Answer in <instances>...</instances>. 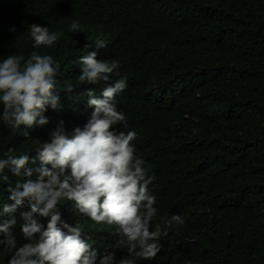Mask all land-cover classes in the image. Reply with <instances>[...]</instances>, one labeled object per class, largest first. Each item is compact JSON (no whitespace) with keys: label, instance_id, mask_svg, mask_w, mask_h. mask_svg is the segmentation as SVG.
<instances>
[{"label":"trees","instance_id":"1","mask_svg":"<svg viewBox=\"0 0 264 264\" xmlns=\"http://www.w3.org/2000/svg\"><path fill=\"white\" fill-rule=\"evenodd\" d=\"M32 24L63 35L34 48ZM101 40L107 47H98ZM33 51L58 63L54 94L62 107L43 113L44 126L13 131L0 121V158L9 148L35 157V141L48 142L61 120L71 138L94 110L88 92L102 98L123 78L127 87L114 103L127 127H116L136 133L135 155L156 197L150 230L166 233L156 257L136 264H264V0H0V60ZM91 52L119 68L108 81L81 85L79 59ZM39 165L30 159L26 167ZM7 186L0 182V210L13 203ZM57 207L98 253L115 247L117 262L129 258L114 226L77 214L72 202ZM27 211L25 204L13 213L18 247ZM174 214L184 222L171 221ZM34 218L44 228L50 219ZM10 255L0 245V264Z\"/></svg>","mask_w":264,"mask_h":264},{"label":"clouds","instance_id":"2","mask_svg":"<svg viewBox=\"0 0 264 264\" xmlns=\"http://www.w3.org/2000/svg\"><path fill=\"white\" fill-rule=\"evenodd\" d=\"M69 27L77 32L80 25L73 20ZM29 32L34 48L53 46L63 35L37 24H32ZM97 45L107 47L103 40ZM96 57L97 53L91 52L79 59L81 85L108 81L117 72L118 61ZM58 69L51 55L36 51L27 59L12 54L0 60V121L5 128L17 131L21 125L30 129L49 123L43 113L49 107H62L59 95L54 94ZM126 87L121 78L104 88L102 98H93L89 91L88 106L94 110L83 128L74 129L71 138L61 120L50 132L48 142L35 141V157H30L29 152L13 155L9 148L4 153L6 158H0V182L8 185V199L13 202L0 210V216L8 217L0 222V245L11 254L7 264H97L98 256L99 264H136L137 259L156 257L159 239L166 233L150 230L157 213L156 197L148 191L153 177L146 178L144 161L135 155L132 141L136 133L116 127H127L125 115L114 103ZM63 90L72 92L74 88ZM23 135L28 137L29 133L25 131ZM30 159L33 164L38 160L39 167H26ZM5 169L17 179L13 181L4 174ZM61 201L72 202L77 214L96 224L114 226L113 235L118 238L117 243L125 244L129 258L117 262L115 247L98 253L81 224L73 226L62 219L57 207ZM25 204L30 207V211L21 213V233L26 242L18 247L11 231L17 223L13 213ZM34 215L50 217L46 228ZM171 221L184 222L175 214Z\"/></svg>","mask_w":264,"mask_h":264}]
</instances>
